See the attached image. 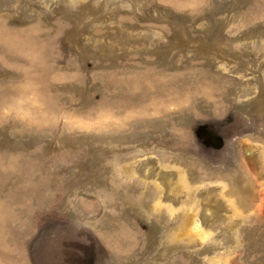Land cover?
<instances>
[{
	"label": "rangeland",
	"instance_id": "374dc122",
	"mask_svg": "<svg viewBox=\"0 0 264 264\" xmlns=\"http://www.w3.org/2000/svg\"><path fill=\"white\" fill-rule=\"evenodd\" d=\"M0 264H264V0H0Z\"/></svg>",
	"mask_w": 264,
	"mask_h": 264
}]
</instances>
